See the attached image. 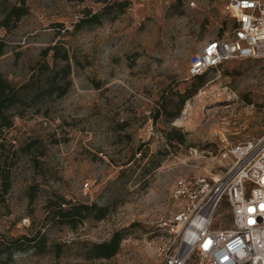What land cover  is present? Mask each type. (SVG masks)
Here are the masks:
<instances>
[{
  "label": "rangeland",
  "instance_id": "rangeland-1",
  "mask_svg": "<svg viewBox=\"0 0 264 264\" xmlns=\"http://www.w3.org/2000/svg\"><path fill=\"white\" fill-rule=\"evenodd\" d=\"M227 1L27 0L28 14L16 27L0 28L6 45L0 75L10 83L21 85L43 62L51 64L54 46L71 64L66 95L36 103L6 131L15 150L35 145L32 157L17 153L13 160L12 187L0 205V242L45 243L12 250L8 264H164L166 234L157 225L179 209L176 180L222 176L221 139L264 136L261 61H229L201 80L188 74L194 53L230 36ZM106 6L101 23L75 28ZM62 200L105 206L108 214L75 228L61 225L48 213ZM117 231L123 236L118 254L85 257ZM184 264L200 261L192 255Z\"/></svg>",
  "mask_w": 264,
  "mask_h": 264
},
{
  "label": "built area",
  "instance_id": "built-area-1",
  "mask_svg": "<svg viewBox=\"0 0 264 264\" xmlns=\"http://www.w3.org/2000/svg\"><path fill=\"white\" fill-rule=\"evenodd\" d=\"M224 13L234 21L230 36L210 40L194 53L189 77L233 60L264 64V0H228ZM220 143V159L227 162L222 176L175 182L172 196L179 209L157 225L166 234L161 247L164 264H184L192 255L200 264H264V136Z\"/></svg>",
  "mask_w": 264,
  "mask_h": 264
},
{
  "label": "trees",
  "instance_id": "trees-1",
  "mask_svg": "<svg viewBox=\"0 0 264 264\" xmlns=\"http://www.w3.org/2000/svg\"><path fill=\"white\" fill-rule=\"evenodd\" d=\"M26 1L0 0V28L11 30L16 27L17 23L28 14ZM109 10L110 7L106 6L100 13H95L89 17L85 16L75 24V28L101 23V19L108 14ZM5 48L4 41L0 39V57L3 56ZM49 51H53L52 63L43 62L21 85H14L0 75V205L5 204L6 197L12 187L11 169L15 163L14 158L17 153L32 157V146L35 145L33 141L16 150L14 149L6 137V131L13 126L14 117L22 115L23 111L32 106H37L36 103H52L62 98L71 85V64L68 53L57 46L49 48ZM205 73L193 78L201 80ZM184 98H182L180 106L172 117L179 114ZM39 113H41L40 110L35 111V114ZM43 114L46 115L45 112ZM177 137L178 143H182L183 137L181 135ZM224 204L226 205V203ZM63 205H67V207L64 208ZM51 206L52 204L49 205V208ZM48 214L56 223L75 228L86 219L96 221L104 219L108 214V208L96 204H71L63 201L54 210L49 211ZM122 239L121 232H114L108 241L92 244L84 255L87 259H110L120 251ZM34 241V238L22 237L9 242V244L0 242V264H8L14 250H21L24 247L36 249L39 246H45L44 241L39 242L40 244H31Z\"/></svg>",
  "mask_w": 264,
  "mask_h": 264
},
{
  "label": "crops",
  "instance_id": "crops-1",
  "mask_svg": "<svg viewBox=\"0 0 264 264\" xmlns=\"http://www.w3.org/2000/svg\"><path fill=\"white\" fill-rule=\"evenodd\" d=\"M203 47H204V46H203ZM203 47H202V48H203Z\"/></svg>",
  "mask_w": 264,
  "mask_h": 264
}]
</instances>
